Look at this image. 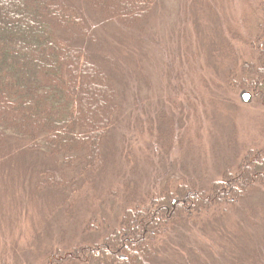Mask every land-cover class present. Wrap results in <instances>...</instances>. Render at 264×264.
<instances>
[{
  "label": "trees",
  "instance_id": "obj_1",
  "mask_svg": "<svg viewBox=\"0 0 264 264\" xmlns=\"http://www.w3.org/2000/svg\"><path fill=\"white\" fill-rule=\"evenodd\" d=\"M9 1L17 6L20 18L14 17L7 7L3 8L2 18L8 21L3 25L0 20V122L3 121L0 153L9 149L16 152L2 159L0 154V176L2 174L6 180H0V223L11 215L6 228L2 231L0 227V235L8 234L7 240L12 242L9 251L0 244V264H73L78 260L85 264H245L246 260L264 264V228L260 221V217H264V198L259 205L249 204L252 194L264 192V151L256 150L259 147H250L231 169L224 167L222 179L207 183L209 195L204 190L198 191L194 182L191 186L177 185L171 190V185L165 182L174 176L171 170L161 164L156 172L153 164L156 182L149 190H159L160 194L151 198V203L143 205L145 207L136 209L127 207L131 202L128 194L120 196L119 200L113 197L116 181L113 184L106 176L109 167L104 162L91 170L90 175L79 168L67 173L60 170L61 165L69 163L72 154L69 149L76 145H87L86 158L91 159L93 153L89 148L95 145L99 133L103 134L104 142L107 140L109 164L113 157L120 160L123 154L120 150H128L130 144L135 145L142 137V130L138 131L139 137L136 130L137 122L145 117L144 112L148 110L147 118L149 115L154 120L153 108L161 111L160 130L169 134L165 107L162 104L154 107L149 100L153 96L151 76L139 73L146 57H137L145 55L141 35L148 27L158 0L154 4V0H129L132 4H128V0H112L109 3L114 7L109 3L101 4L100 0ZM129 5L133 6L129 8ZM14 24L31 31L28 36L32 43H27L30 47L26 44L27 53L20 41L25 36L13 29H9L8 34L7 26ZM261 44L263 50L264 40ZM221 45L228 46L226 42ZM188 53L186 60L190 61L192 54ZM261 56L262 67L258 65L255 74L248 69L250 65L245 66L243 88L258 87L256 90H261L264 96V55ZM36 58L40 60L35 62ZM160 60L163 63L162 56ZM99 64L106 71L104 84V80L99 79L103 73ZM167 77L168 82V73ZM93 90L99 97L95 105L89 101L88 94ZM162 91L165 92L162 88L159 95ZM128 94H132L135 103L146 99L142 116L137 117L133 105L131 110L126 109L123 101ZM105 100L107 104L98 113L99 104ZM125 116L128 117L126 126ZM131 125V132L135 134L128 138L126 131ZM228 127L232 129L231 124ZM114 139H119L120 143ZM155 144L160 146V136ZM30 148L34 152L29 153ZM57 150L62 153L58 157ZM129 160L131 158L122 163L127 164L124 174H137L133 167H137L138 161L131 164ZM122 164L117 165L111 175L122 176L118 169H122ZM28 179L32 187L29 194L34 201L40 194L38 185L42 180L59 182L57 190L44 189L52 215L55 206H68L72 202L68 211L69 207L63 209L65 217L58 216L56 222L45 218L37 227L33 224L34 218L28 219L34 227L29 237L22 232L21 225L17 226L22 208L19 196L24 191V180ZM160 182L167 184L158 187ZM124 187L127 191L130 183L124 182ZM83 189L86 193L81 195ZM72 192H78V198L73 197ZM104 195L107 198L104 199ZM8 199H13L11 211L5 212ZM173 199L178 200L174 205ZM116 201L121 204L116 206L123 208L111 219L112 231H106L107 234L98 231L90 236L86 224L93 219L89 215L105 216L108 210L115 213ZM53 234L55 241L60 239L55 244L51 243ZM26 240L25 246L22 242ZM105 245L109 246L108 253Z\"/></svg>",
  "mask_w": 264,
  "mask_h": 264
},
{
  "label": "rangeland",
  "instance_id": "obj_2",
  "mask_svg": "<svg viewBox=\"0 0 264 264\" xmlns=\"http://www.w3.org/2000/svg\"><path fill=\"white\" fill-rule=\"evenodd\" d=\"M2 1L0 20L3 25L8 21L2 18L4 7H7L9 12H13L14 17L20 18L17 6L12 5L9 0ZM110 1L112 0H100V3L108 5ZM127 3L132 4L129 0ZM134 3L137 2L134 1ZM109 6L114 7L112 3H109ZM132 6L129 5L128 7L131 8ZM21 26L18 24L7 26V31L13 29L16 32L20 31L25 36V38L21 37L20 41L25 45V53H27L26 44L28 42L32 43L31 38L28 36V32L31 31L27 30L26 26H24V31ZM3 36H7L6 32ZM141 38L145 55L137 57H146V59L143 64H140L142 72L139 71V73H145L148 77L151 76L150 83L151 86L153 85V96L149 100L155 104L154 107H159L161 104L165 107V124L168 125L169 134H164L163 130H160L158 123L161 118V111L153 108L154 120L149 118V115L147 118L148 110L147 113L144 112L145 117L137 122L136 130L137 136L138 131L141 132L142 130V137L136 140L135 145L130 144L128 150H120L123 153L120 154V160L117 161L113 157V162L109 164L106 150L107 140L104 142L105 138L102 139L103 134L99 133L94 140L95 145L89 148L93 153L91 159L86 158L89 155L87 145H76L69 149V152L72 153L69 156V163L60 167V170L65 173L79 168L84 169L83 173L86 175H90L91 170H96L102 165L101 162H104L105 166L109 167L106 176L113 181V184L116 181L113 190L111 189L115 192L113 197L119 200L120 196L124 197L128 194L127 196H130L131 202L127 207L134 209L145 207L143 205L151 203L149 201L151 198L160 194L159 190L157 192L149 190L154 187L156 182L153 164H155L156 172L160 169L161 164L166 169L171 170V174L174 176H172L171 181L165 180L171 185V190L175 189L177 185L191 186L194 182L198 191L204 190L209 195L207 183L222 179L224 167L229 166L227 168L231 169L235 166L238 157H242L250 147L255 149L259 147L256 150L264 151V96L261 90H256L258 87H252L251 90L243 88L246 83L245 74L247 73L245 66L250 65L248 69L254 74L259 69V67L257 68L258 65L262 67L260 61L261 55H264L261 44L264 40V0H158L155 3L154 13H152L148 27ZM224 42L228 44L227 47L220 46ZM186 52L192 54V60H186ZM161 56L163 63L160 60ZM37 59L39 58L34 61L36 62ZM200 67L202 68L200 69ZM37 68L39 69V66ZM101 68L103 73L99 79L102 82L104 80V84L107 75L104 67L101 66ZM167 73L170 75V81L168 82ZM162 88L165 92L162 91V94L159 95ZM242 91H248L253 99L247 103L243 102L240 98ZM97 93L95 90L88 93L92 105H95L96 101L99 100ZM142 96H144V93ZM93 99L96 100L93 102ZM145 101L146 99L136 100L135 103L132 94H128L127 100L123 103H125L128 110H131L133 105L134 113L138 117L142 116V104ZM105 104H107L106 100L99 104L98 113L102 111ZM124 119L126 126L128 117L125 116ZM0 124H3V121ZM228 124H231V130ZM165 129L167 132V126ZM61 130L63 133L66 132L64 128H61ZM132 130L131 125L129 131H126L128 138L135 134V132H131ZM158 136L161 138L160 146L155 144ZM114 141L120 143L119 139H114ZM28 151L29 153L34 152L33 148ZM15 152L16 150L13 149L1 152V159ZM61 154L57 150L56 156L58 157ZM158 155L164 156L159 158ZM219 156H221L220 161ZM129 158H131L129 160L131 164L138 161L137 167H133L137 174H124L123 171H126L127 164L123 165L122 163L127 162ZM233 158H235V162H232ZM121 164L122 169H118H120L122 176L111 175L116 166H121ZM54 171H57L56 168ZM128 176L130 179H127ZM176 178L181 181L174 182ZM2 179L5 180V177L1 174L0 180ZM25 181L22 185L24 191L20 192V196L18 195L22 201L20 203L22 212L20 211L18 214L17 226L21 225L22 232L27 233L29 237L34 230L31 225L34 224L38 227L45 218L48 220L53 218L55 222L58 221V216L65 217L63 209L72 205V202L68 206L67 204L58 206V208L55 206V214L52 215L51 211L48 210L50 207L46 203L47 198H45L44 189L49 187L57 190L60 188L59 182L42 180L38 185L40 194L35 197L34 201L31 194H29V191L32 190L31 180ZM124 182L130 183V188L127 191H125ZM163 184L167 183L160 182L158 187ZM104 187L107 188L105 185ZM84 192L83 189L79 193L83 195ZM72 194L73 197L78 198V192H72ZM103 198H107V195H104ZM263 198L264 192L254 193L250 196L249 204L259 205ZM37 199L38 201H36ZM173 201L174 203L178 202L177 200L176 202ZM12 202L13 199H8V203H5V212L11 211L10 204ZM119 202L116 201L115 213L113 214L108 210L105 216L96 213L89 215L93 219V222L88 221L86 224L90 236L97 234L98 231L104 234H107L106 231H112L114 223L111 219L113 215L117 216L123 208V206L122 208L116 206L121 205ZM69 209L70 207L67 211ZM3 215L5 216L4 212ZM10 216H5L4 221L0 223L2 231L6 228ZM257 217H260V213ZM30 218H34L36 221L29 224L28 219ZM84 220H87V217ZM260 221H262L264 228V217H260ZM13 225L15 227L16 224L11 222L12 227ZM58 225L56 223L57 228ZM36 226L35 228H37ZM76 231H78L79 238L80 229L78 228ZM54 235L52 244L60 240L56 238L55 241ZM8 237L9 235L5 233L2 236L0 235L1 247L7 251H9L12 243L11 239L7 240ZM200 241L196 242V245ZM22 243L26 246L28 240ZM106 245L105 250L108 253L109 246ZM185 253H187L186 250ZM250 263L259 264L254 260H246L245 262V264ZM62 264H68V262ZM73 264L85 263L78 260Z\"/></svg>",
  "mask_w": 264,
  "mask_h": 264
},
{
  "label": "water",
  "instance_id": "obj_3",
  "mask_svg": "<svg viewBox=\"0 0 264 264\" xmlns=\"http://www.w3.org/2000/svg\"><path fill=\"white\" fill-rule=\"evenodd\" d=\"M240 98L243 102H249L251 99V94L248 91H242L240 93Z\"/></svg>",
  "mask_w": 264,
  "mask_h": 264
}]
</instances>
